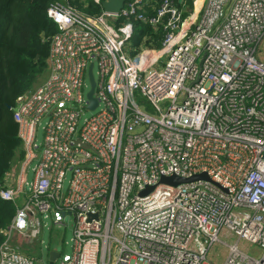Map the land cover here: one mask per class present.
Instances as JSON below:
<instances>
[{"label": "built area", "instance_id": "1", "mask_svg": "<svg viewBox=\"0 0 264 264\" xmlns=\"http://www.w3.org/2000/svg\"><path fill=\"white\" fill-rule=\"evenodd\" d=\"M104 1L46 9L47 76L10 107L22 156L0 185V264H45L22 244L49 216L72 231L56 264H214L218 242L220 264H264V0ZM137 27L158 46L130 45Z\"/></svg>", "mask_w": 264, "mask_h": 264}, {"label": "trees", "instance_id": "2", "mask_svg": "<svg viewBox=\"0 0 264 264\" xmlns=\"http://www.w3.org/2000/svg\"><path fill=\"white\" fill-rule=\"evenodd\" d=\"M53 1L0 0V185L22 156L10 107L45 72L49 37L57 30L46 13ZM13 214V203L0 198V230Z\"/></svg>", "mask_w": 264, "mask_h": 264}, {"label": "rangeland", "instance_id": "3", "mask_svg": "<svg viewBox=\"0 0 264 264\" xmlns=\"http://www.w3.org/2000/svg\"><path fill=\"white\" fill-rule=\"evenodd\" d=\"M161 35H153L150 29L137 27L136 31L132 37V42L130 45L136 46V48H140L143 44L147 46H158L159 39ZM259 55L264 57V40L261 42L259 47ZM134 54V51H131V55ZM94 74L96 73V67H93ZM48 73L47 67L45 68V72L39 77V81L35 83L34 87L39 85L44 81ZM91 113L87 112L86 115ZM37 141L41 143L42 141V131L38 129L37 133ZM19 160L14 165V169H17ZM28 178L31 179V173L28 174ZM46 225L42 228V232L38 238V245H34L32 248H29V254H33L34 256L40 258L45 264H48V255L49 251L55 249L60 254L61 253H70V238L72 236V231L69 223H66L64 226H54L51 220V216L45 219ZM229 240V239H228ZM213 248V247H212ZM260 249L256 245L248 246V253L252 255H258ZM41 264V263H38ZM56 264V263H55Z\"/></svg>", "mask_w": 264, "mask_h": 264}, {"label": "water", "instance_id": "4", "mask_svg": "<svg viewBox=\"0 0 264 264\" xmlns=\"http://www.w3.org/2000/svg\"><path fill=\"white\" fill-rule=\"evenodd\" d=\"M124 1L125 0H105L103 2V8L108 12H117L123 6ZM92 66L93 64L90 63L89 68H88V78H89L90 88H89V91L87 92V97L89 99V104L87 105V109H91V110L94 109L95 106L97 105V100L93 96L95 81H94V76L92 73ZM197 178L208 179L206 174L202 173L199 175H195L191 178H181L175 175L163 176L161 177L160 181L163 183H167V184H178L181 182L195 180ZM149 190H150V187L147 190L143 191L141 194H145ZM58 256H59L58 251H56L55 249L50 250L49 255H48L49 264H55V260L58 258Z\"/></svg>", "mask_w": 264, "mask_h": 264}, {"label": "crops", "instance_id": "5", "mask_svg": "<svg viewBox=\"0 0 264 264\" xmlns=\"http://www.w3.org/2000/svg\"><path fill=\"white\" fill-rule=\"evenodd\" d=\"M34 85L31 88H29V89L34 88ZM29 89H27V90H29ZM26 91H24V92H26ZM18 160L19 159H15L13 161V163L11 164L10 169H9L11 172H15L17 170V169H14V165L17 163ZM235 241H236L235 237L230 236L229 242L232 243V242H235ZM238 245H239L240 248H243V249L248 248L247 243H245L243 241H239ZM29 248H31V247L29 246L28 243L24 242L22 244V250L23 251L29 252ZM226 254H227V247L223 246L221 243L218 242V243H215L213 245V248L211 249V251L209 253V257L214 262V264H220L223 261V259L225 258Z\"/></svg>", "mask_w": 264, "mask_h": 264}]
</instances>
